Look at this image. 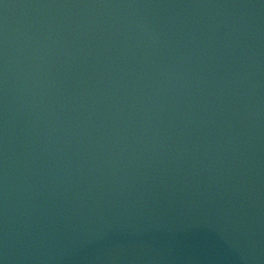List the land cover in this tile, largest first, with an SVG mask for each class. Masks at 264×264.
I'll return each mask as SVG.
<instances>
[{
    "label": "water",
    "instance_id": "water-1",
    "mask_svg": "<svg viewBox=\"0 0 264 264\" xmlns=\"http://www.w3.org/2000/svg\"><path fill=\"white\" fill-rule=\"evenodd\" d=\"M0 264H264V0H0Z\"/></svg>",
    "mask_w": 264,
    "mask_h": 264
}]
</instances>
